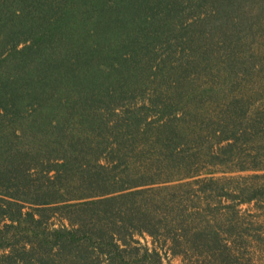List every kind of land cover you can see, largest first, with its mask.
<instances>
[{
	"label": "trees",
	"instance_id": "16d2710c",
	"mask_svg": "<svg viewBox=\"0 0 264 264\" xmlns=\"http://www.w3.org/2000/svg\"><path fill=\"white\" fill-rule=\"evenodd\" d=\"M236 171H264V0H0V264H165L144 232L236 264L175 198L239 213L264 173Z\"/></svg>",
	"mask_w": 264,
	"mask_h": 264
},
{
	"label": "rangeland",
	"instance_id": "374dc122",
	"mask_svg": "<svg viewBox=\"0 0 264 264\" xmlns=\"http://www.w3.org/2000/svg\"><path fill=\"white\" fill-rule=\"evenodd\" d=\"M254 173L262 174L264 171H236L228 173L227 175L234 176L235 181L232 183H236L237 185L242 181L249 183L250 180L251 182V178L242 179L241 177L252 175ZM254 181L259 185H263L264 177L256 178ZM240 185L241 187H244V185ZM234 186L235 185H233V187ZM173 191L172 193H174ZM237 191H239L238 187L236 191L232 188L233 193H239ZM175 192V195L177 196L175 198L183 200L184 207L187 206L188 210L186 212L188 214L190 212L193 216L201 218H208L209 215L214 217L213 224H218V228L221 231V237L229 239L230 243L233 241L232 245L235 246L234 254L238 259L236 264H264V193L252 202H246L239 205L237 207V209L240 210L239 213H234L233 211L228 214V209L225 205L231 204V201L229 200L224 199L223 203L219 204L222 206L220 207V210H218V213H214V210H211V212L203 210L206 208L204 202L202 203L201 199H196V197H191L190 187H181L175 189ZM159 195L162 194L158 192L151 193L149 199L154 198L158 200ZM148 203L152 209L160 206L157 202L154 203L151 200H148ZM137 205H142V202L138 201ZM228 229H233L230 231V234L226 233ZM134 239L140 241V243H134V245L144 248L148 247L149 250H152L153 248L159 250L163 257V263L165 264H202V258L196 252H189L188 254L177 256L173 255L172 250H170V247H172L171 239H166L162 236L158 237V239H154L151 235L145 232L142 235L136 234ZM186 245L187 243L185 242V246ZM4 251L3 248H0V255L3 254ZM140 253L142 254V251ZM216 258L218 259H214L213 264H224L220 257Z\"/></svg>",
	"mask_w": 264,
	"mask_h": 264
}]
</instances>
